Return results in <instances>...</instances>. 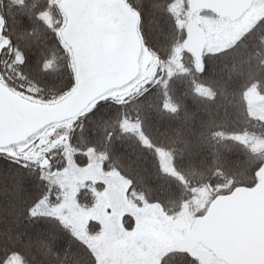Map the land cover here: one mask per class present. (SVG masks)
<instances>
[{"label":"snow or ice","instance_id":"1","mask_svg":"<svg viewBox=\"0 0 264 264\" xmlns=\"http://www.w3.org/2000/svg\"><path fill=\"white\" fill-rule=\"evenodd\" d=\"M45 2L35 12L24 10L26 0H11L7 9L0 6V241L29 251L46 245L41 264H245L217 252L204 258L164 241L174 229L186 235L227 228L242 203L264 196V161L254 164L247 182L193 184L174 157L171 165L166 162L169 154L144 130L147 116L141 108L154 107L156 85L163 89L161 111L180 110L173 81L178 68L190 71L182 65L183 53L193 43L186 22L175 21L180 32L171 53H165L168 35L145 26L159 7L151 0H56L63 12L56 21L48 7L53 0ZM125 3L134 16L123 11ZM49 49H58L61 57ZM196 56L197 71L203 74L207 64L200 52ZM192 91L215 96L195 77ZM131 100L137 102L132 109ZM129 133L136 134L141 148L159 153L155 170L147 157L136 156L143 162L139 173L146 195L141 207L147 219L138 223L125 213L128 223L121 221L123 230L111 244L107 232L86 239L73 220L65 176L83 166L82 155L85 163L96 154L106 156V150L99 151L101 143L119 153ZM124 150L129 156L135 153L130 147ZM176 200L178 210L165 208ZM99 208L97 202L93 211ZM96 228L102 225L97 222ZM199 243L192 241L193 248ZM26 260L21 247L0 243V264Z\"/></svg>","mask_w":264,"mask_h":264},{"label":"trees","instance_id":"2","mask_svg":"<svg viewBox=\"0 0 264 264\" xmlns=\"http://www.w3.org/2000/svg\"><path fill=\"white\" fill-rule=\"evenodd\" d=\"M151 2L159 7L145 26L154 32L163 29L169 37V46L164 51L171 53L170 45L180 32V29L175 27V21L185 20L188 12L187 0H172L171 5L168 0ZM0 6L9 8L11 0H0ZM45 7V0H26L24 10L35 12ZM48 7L53 21L63 18V12L56 0ZM39 35L40 33H36L33 39L36 40ZM220 49L203 52L202 63L207 64V71L203 74L197 71V61L193 54L187 50L183 53L182 65L190 71L185 72L178 68L173 81V97L181 105L176 114L161 111L163 89L160 85H156V95L152 101L154 107L145 105L141 108L142 114L147 116L144 125L146 133L160 149L169 154L171 160L174 157L176 167L193 184L202 185L209 180L217 184H227L232 179L237 183L247 182L253 178L254 164L264 161V119L251 112L247 101L250 89H255L264 99V15L232 43ZM48 51L49 54L54 51L57 57L62 55L58 49ZM205 53L207 55H204ZM59 63L63 64V60ZM193 77L199 81L201 88L215 93L214 98L194 93ZM136 103L131 100L129 108L132 109ZM213 131L218 133L214 138L211 135ZM76 143L83 146L84 141L77 139ZM129 147L135 150L131 156L124 150ZM105 150L106 156L95 155L100 159L101 167L126 178L129 181L126 191L128 201L141 206L146 188L139 173L143 162L142 159L137 160L136 156L147 157L150 170H155L159 153L153 149L141 148L135 133H129L125 137L119 153L110 147L105 149L101 143L99 151ZM80 160L83 166L88 164L84 162L83 155ZM220 168L224 171L214 172ZM93 188L88 181L83 182L78 186L74 200L80 205L89 206L94 200ZM179 207L178 200L165 203V208L169 211L174 212ZM122 220L124 224L128 223L125 213ZM96 223L91 220L88 231L97 230ZM0 243L21 247L27 258L26 264H41L45 259L43 253L46 245L33 247L29 251L22 244H13L12 241Z\"/></svg>","mask_w":264,"mask_h":264},{"label":"rangeland","instance_id":"3","mask_svg":"<svg viewBox=\"0 0 264 264\" xmlns=\"http://www.w3.org/2000/svg\"><path fill=\"white\" fill-rule=\"evenodd\" d=\"M125 4L134 13V10L127 3ZM214 13L202 10L191 13L188 10L185 16L184 21L193 18L203 28L206 36L204 51H216L232 43L244 31L248 30L259 17L264 15V0H252L251 5L237 19H230L216 12ZM247 101L251 112L264 119V99L255 89L248 91ZM166 162L171 165L169 156L166 158ZM65 180L71 193L70 204L73 211V220L77 229L86 239L90 238L91 234L107 232V240L111 244L115 240L118 231L123 230L121 221L124 213H130L136 217L138 223H143L147 219L144 216L145 209L133 205L126 197L129 181L115 171L104 170L97 156L86 166L73 167L65 176ZM85 181L94 186V200L89 206L80 205L74 200V194L78 186ZM97 202L100 203V208L94 212L93 209H96ZM91 220L99 222L102 228H97L94 232L88 231V224ZM186 238L187 234L182 235L174 229L173 235L165 237L164 241L173 246L189 247L190 250H194L204 258H213V253L209 249L201 244H197L193 248V245L189 246L185 243Z\"/></svg>","mask_w":264,"mask_h":264},{"label":"water","instance_id":"4","mask_svg":"<svg viewBox=\"0 0 264 264\" xmlns=\"http://www.w3.org/2000/svg\"><path fill=\"white\" fill-rule=\"evenodd\" d=\"M251 2L252 0H189L188 8L191 12L210 9L221 16L236 19ZM122 9L128 16L135 15L125 4ZM186 24L191 30L193 40L191 50L187 51L191 52L197 61L196 52L202 55L206 44L205 32L193 18H189ZM228 225L227 228L187 234L185 243L191 246L192 241H199L204 247L211 248L212 253L241 259L245 264H264V196L242 203L231 214Z\"/></svg>","mask_w":264,"mask_h":264}]
</instances>
